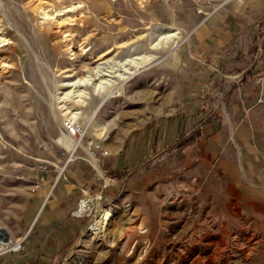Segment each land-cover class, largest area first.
Instances as JSON below:
<instances>
[{"label": "rangeland", "instance_id": "obj_1", "mask_svg": "<svg viewBox=\"0 0 264 264\" xmlns=\"http://www.w3.org/2000/svg\"><path fill=\"white\" fill-rule=\"evenodd\" d=\"M238 1L0 0V227L23 236L59 187L94 201L72 243L32 264H264L262 39H235L222 67L197 36L236 22ZM100 79L117 83L103 97ZM69 112L75 151L57 141ZM23 252L0 264H30Z\"/></svg>", "mask_w": 264, "mask_h": 264}, {"label": "crops", "instance_id": "obj_2", "mask_svg": "<svg viewBox=\"0 0 264 264\" xmlns=\"http://www.w3.org/2000/svg\"><path fill=\"white\" fill-rule=\"evenodd\" d=\"M236 3L237 15L234 18L236 22L230 23L229 20H225L216 30H213L212 25H207L200 29V33L197 36L201 39L207 34L210 35L204 41L207 44V49L205 48V51H203V58L208 56L209 58L220 59L221 66L223 67L227 59V48L234 46L235 39L242 45L243 42L251 37L256 38L257 36H261L262 40L258 51L260 56L258 58L260 59V65H263L264 0H239ZM214 35H217V37L214 38ZM228 56L230 60L232 56L231 51ZM50 194V192L47 194L43 205H40V209L38 208L35 220L23 236L18 238L9 234L13 240L23 239L24 252L22 255L15 257L20 258L21 262H31L30 264H32L36 260L44 262L47 258L55 257L59 251L72 243L74 237L79 232V219L73 216V212L79 202L77 198L75 197L70 201L69 191H65L60 187L49 201ZM38 251L42 252L39 253ZM37 252L36 259H33Z\"/></svg>", "mask_w": 264, "mask_h": 264}, {"label": "bare ground", "instance_id": "obj_3", "mask_svg": "<svg viewBox=\"0 0 264 264\" xmlns=\"http://www.w3.org/2000/svg\"><path fill=\"white\" fill-rule=\"evenodd\" d=\"M175 35L176 34L169 35L163 39H160L158 42H156L154 44L153 49H155V47H159L163 43L164 40L169 41L170 39H173L174 37H176ZM168 43L169 42H165V46L169 45ZM153 58H154L153 55H143L141 58H132V59H129L127 61L129 63H132L133 66L136 69H138V68H140L141 65L147 63L148 61L152 60ZM114 65L115 64L112 63V65H110L109 68L114 69ZM102 72H103V68L97 67L95 76L100 77V74H102ZM130 74H133V73H130ZM119 77L121 80L127 79L126 77H124V75H119ZM90 82H92L91 75L85 77L82 81L81 80L76 81L74 84H82L83 85V84H89ZM116 84H117L116 81H113L111 79H100L99 81H97V83L93 84V88H94L93 93L97 96L100 95L101 97H103L104 94H106L107 92H110ZM88 97H89V94L85 90L80 91L77 94V98L79 99L78 102L83 106H84V104H87V100L89 99ZM104 101H105V99H103V102ZM66 114L68 115L67 120L73 124H76V121L80 118L82 113L81 112H69ZM57 141L61 144H64L68 151H75L80 146L79 141L77 139H75V137H73L72 135L67 134V132H64L63 134H61L59 136V138L57 139ZM93 206H94V201H92L90 199L84 200L83 204L80 207L79 213L83 215V214L87 213L88 211L92 210ZM99 215L100 216H98L97 219L94 220L91 224V228L93 230H95L97 233H101L104 231V229L109 224V222L113 216L109 210H105V209L102 210V212ZM2 232H4V231H2Z\"/></svg>", "mask_w": 264, "mask_h": 264}, {"label": "built area", "instance_id": "obj_4", "mask_svg": "<svg viewBox=\"0 0 264 264\" xmlns=\"http://www.w3.org/2000/svg\"><path fill=\"white\" fill-rule=\"evenodd\" d=\"M63 128L65 129L67 134L72 135L74 137L81 135V133L83 131V128L80 125H78L77 123L73 124L70 121L69 122L65 121ZM91 150H92V148H91ZM44 168H46V167H44ZM87 199H89V198H87ZM87 199L80 198L78 200L79 202L77 204L75 211L73 212V216H76L77 218L85 216V215L80 214L79 212H80V207H81L83 201L87 200ZM89 214H87V215H89ZM2 231H4V230L0 227V257L4 256V255H8V254L19 253V252L24 250L23 239L13 240L10 238V236L5 231H4V233Z\"/></svg>", "mask_w": 264, "mask_h": 264}, {"label": "trees", "instance_id": "obj_5", "mask_svg": "<svg viewBox=\"0 0 264 264\" xmlns=\"http://www.w3.org/2000/svg\"><path fill=\"white\" fill-rule=\"evenodd\" d=\"M259 61H260V59H259ZM259 61L257 62L258 64H259ZM256 67H258V66H256ZM254 70V69H253ZM253 70H251V71H248L246 74H245V76H244V79L246 78V77H248V76H250V75H252V73H253ZM243 79V80H244Z\"/></svg>", "mask_w": 264, "mask_h": 264}]
</instances>
